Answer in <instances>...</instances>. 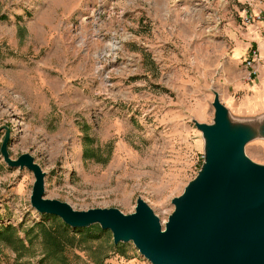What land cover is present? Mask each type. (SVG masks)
Wrapping results in <instances>:
<instances>
[{
  "label": "rangeland",
  "instance_id": "374dc122",
  "mask_svg": "<svg viewBox=\"0 0 264 264\" xmlns=\"http://www.w3.org/2000/svg\"><path fill=\"white\" fill-rule=\"evenodd\" d=\"M225 5L0 0V126L10 130V157H34L46 173V198L127 215L140 197L163 225L201 165L203 142L191 119L211 122V89L234 118L264 113H241L236 75L222 74ZM3 137L1 130L0 145ZM84 147L96 156L85 159ZM245 154L264 165V140L247 144ZM33 182L0 156V230L13 227L25 245L24 232L44 220L29 203ZM106 232L68 249L67 263L150 264L132 243L114 250ZM4 242L0 264H37L43 256L39 239L19 261Z\"/></svg>",
  "mask_w": 264,
  "mask_h": 264
},
{
  "label": "water",
  "instance_id": "95a60500",
  "mask_svg": "<svg viewBox=\"0 0 264 264\" xmlns=\"http://www.w3.org/2000/svg\"><path fill=\"white\" fill-rule=\"evenodd\" d=\"M211 93V122L191 119L203 142L201 165L171 200L173 211L163 225L140 197L127 215L117 208L76 210L46 198V173L34 157H10L7 126H0V156L8 167L32 173L29 203L38 214L55 216L72 229L98 225L111 233L114 245L132 243L150 264H264V165L245 154L247 144L264 140V113L234 118L219 93Z\"/></svg>",
  "mask_w": 264,
  "mask_h": 264
},
{
  "label": "crops",
  "instance_id": "0c3cea01",
  "mask_svg": "<svg viewBox=\"0 0 264 264\" xmlns=\"http://www.w3.org/2000/svg\"><path fill=\"white\" fill-rule=\"evenodd\" d=\"M225 13L222 36L227 48L222 74L236 75L231 84L242 95V104L239 106L241 113L243 110L250 114L258 113L264 109V0H255L251 7L246 5V0H226ZM246 14L260 15V19L245 24L243 18ZM251 49L257 51L254 66L258 73L248 82V70L239 71V66Z\"/></svg>",
  "mask_w": 264,
  "mask_h": 264
},
{
  "label": "trees",
  "instance_id": "16d2710c",
  "mask_svg": "<svg viewBox=\"0 0 264 264\" xmlns=\"http://www.w3.org/2000/svg\"><path fill=\"white\" fill-rule=\"evenodd\" d=\"M83 138L84 143L89 141L87 136ZM95 153V150L84 147L83 157L85 159L93 158L96 156ZM101 162L106 161L104 159ZM43 217L44 220L28 228L24 232L26 245L22 240L14 237L13 234L15 230L13 227L5 226L0 230V237L4 238V243L16 254V259L18 261L30 250L33 239H39L44 249L43 256L37 264H45L52 259H58L60 264H68L66 257V251L68 249L80 247L90 240L104 238L107 233L101 230L98 225L83 229H72L55 216L43 215ZM112 248L121 253L124 245L118 244L112 246Z\"/></svg>",
  "mask_w": 264,
  "mask_h": 264
},
{
  "label": "built area",
  "instance_id": "2783aa9c",
  "mask_svg": "<svg viewBox=\"0 0 264 264\" xmlns=\"http://www.w3.org/2000/svg\"><path fill=\"white\" fill-rule=\"evenodd\" d=\"M255 0H246V5L251 7L254 4ZM260 15H249L246 14L243 18V22L245 24H251L254 22V20H259ZM257 56L256 49H251L250 52L247 54V57L244 60V67L248 70L246 80L251 81V79L257 75L258 70L254 66V61Z\"/></svg>",
  "mask_w": 264,
  "mask_h": 264
}]
</instances>
